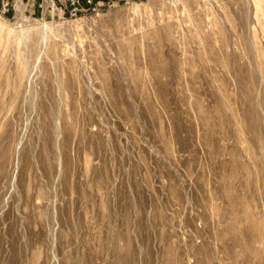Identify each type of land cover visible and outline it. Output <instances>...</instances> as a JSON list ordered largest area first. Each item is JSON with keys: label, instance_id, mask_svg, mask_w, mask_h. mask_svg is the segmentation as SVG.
<instances>
[{"label": "rangeland", "instance_id": "374dc122", "mask_svg": "<svg viewBox=\"0 0 264 264\" xmlns=\"http://www.w3.org/2000/svg\"><path fill=\"white\" fill-rule=\"evenodd\" d=\"M29 1L0 10V264H264V0Z\"/></svg>", "mask_w": 264, "mask_h": 264}, {"label": "built area", "instance_id": "2783aa9c", "mask_svg": "<svg viewBox=\"0 0 264 264\" xmlns=\"http://www.w3.org/2000/svg\"><path fill=\"white\" fill-rule=\"evenodd\" d=\"M18 0H15L17 2ZM58 1V0H57ZM67 10H100L101 6L112 7L115 2L110 0L108 2L102 0H64ZM12 0H0V10H10ZM36 0H30L25 4L27 10H35Z\"/></svg>", "mask_w": 264, "mask_h": 264}]
</instances>
